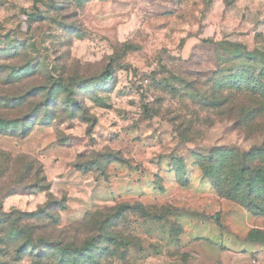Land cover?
<instances>
[{
  "label": "clouds",
  "instance_id": "obj_1",
  "mask_svg": "<svg viewBox=\"0 0 264 264\" xmlns=\"http://www.w3.org/2000/svg\"><path fill=\"white\" fill-rule=\"evenodd\" d=\"M0 264H264V0H0Z\"/></svg>",
  "mask_w": 264,
  "mask_h": 264
}]
</instances>
